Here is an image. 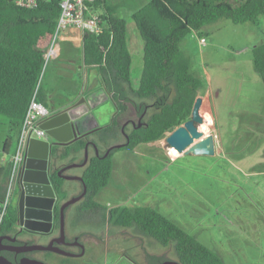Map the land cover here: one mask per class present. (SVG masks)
<instances>
[{"label":"rangeland","instance_id":"1","mask_svg":"<svg viewBox=\"0 0 264 264\" xmlns=\"http://www.w3.org/2000/svg\"><path fill=\"white\" fill-rule=\"evenodd\" d=\"M147 1L110 0L127 21L134 84L143 67V39L132 13ZM205 29L209 32L204 36L206 45L194 33L180 45L192 59V73L207 82L199 91L201 113L206 117L202 130L208 128L202 135H216V154L182 153L172 160L166 141L169 133L134 150H118L110 182L96 200L108 210L116 204L131 209L152 206L217 252L225 264H264V84L254 69L252 54L253 46L264 42V16L257 23L237 24L221 18ZM60 35L42 76L50 106L73 99L84 86L76 64L81 48L63 41V32ZM129 111L136 120L135 112ZM5 131L0 124V165L6 157L2 154ZM117 141L125 142V135L121 133ZM82 169L72 167L69 173L80 175ZM80 188L79 180H68L67 196ZM90 214L95 235L87 237L89 255L67 258L49 251L34 255L51 264H147V253L176 259L173 246L164 247L133 228L108 224L100 212Z\"/></svg>","mask_w":264,"mask_h":264},{"label":"trees","instance_id":"2","mask_svg":"<svg viewBox=\"0 0 264 264\" xmlns=\"http://www.w3.org/2000/svg\"><path fill=\"white\" fill-rule=\"evenodd\" d=\"M60 1L39 0L35 7L28 8L15 0H0V117L7 118L6 122L0 121L7 126L2 141L4 155L14 153L29 102L40 77L45 74V51L54 39ZM93 6L106 26L98 35L84 33L83 63L98 68L117 110L110 124L95 132L98 141L106 143V148L99 155L90 156L82 171L80 192L85 185L86 194L79 206L90 213L100 212L108 224L133 228L164 247L173 246L176 259L182 264H225L217 252L152 206L131 209L127 205H116L108 210L96 197L110 182L116 151L134 150L140 144L162 140L191 118L199 91L207 82L191 71L192 59L180 45L185 36L193 32L208 36L205 27L221 18L235 24L257 23L259 17L264 16V0H236V3L230 0H148L132 13L143 39V67L136 84L132 78L133 56L126 19L118 15L116 5L110 0H95ZM252 54L254 69L264 84V42L253 46ZM38 99L49 106L42 79ZM130 109L137 119L134 125L124 126L122 115ZM121 133L128 135L129 142L105 155L112 145L110 141L118 139ZM87 139L88 136L52 148L51 179L62 198L67 196L66 180L54 167L59 160H77V155L84 152ZM95 143L99 151L102 150L98 142ZM11 171V161L0 165V203L5 200ZM16 220L17 212L7 210L1 226L10 232ZM146 259L148 264H160L169 258L147 253Z\"/></svg>","mask_w":264,"mask_h":264},{"label":"water","instance_id":"3","mask_svg":"<svg viewBox=\"0 0 264 264\" xmlns=\"http://www.w3.org/2000/svg\"><path fill=\"white\" fill-rule=\"evenodd\" d=\"M203 97H198L191 118L178 126L166 136L168 147H175L181 154H210L217 152V140L213 133L204 138L200 125L205 121L201 113ZM116 105L103 85L98 68L94 69L93 78L88 89L78 98H73L70 103L61 106L43 121L46 138H31L25 153L24 161L18 172L17 182L19 188V200L17 217L23 229L37 233L49 232L53 228V218L58 192L51 179L52 148L63 146L75 140L89 136L101 129L112 120V114L116 111ZM135 124L134 121H132ZM127 122L124 123V126ZM123 126V127H124ZM124 131V130H123ZM126 141L111 145L105 155L113 148H119L129 142ZM198 140V141H195ZM91 144L100 154L97 144L88 139L84 148V160L81 164H71L68 167L84 166L89 160ZM68 180H82L81 175H61ZM86 194V186L79 194L66 200L61 206V233L64 235L65 219L64 210L67 206L78 202ZM1 241V238H0ZM17 251H51L60 254H72L71 252L53 244L25 243L15 248ZM0 264H13L4 255L0 254ZM18 264H47L37 258L25 256ZM160 264H182L178 259H165Z\"/></svg>","mask_w":264,"mask_h":264},{"label":"flooded vegetation","instance_id":"4","mask_svg":"<svg viewBox=\"0 0 264 264\" xmlns=\"http://www.w3.org/2000/svg\"><path fill=\"white\" fill-rule=\"evenodd\" d=\"M81 92H79L76 97L81 96ZM74 97V98H76ZM143 118V115L139 117V120ZM135 122V120H133ZM130 124H133L131 122ZM134 125V124H133ZM90 135H93L92 133ZM126 137V136H125ZM94 141V140H92ZM109 148V147H108ZM91 151L93 152L94 146L91 144L90 146ZM104 151V149L100 150L99 152ZM107 151V150H106ZM97 154V153H96ZM91 154L90 156H93ZM89 156V157H90ZM84 160V157H80L77 160L71 161L69 158L65 160H59L57 164L55 165V170L57 171L59 175V171L61 175H74L69 173L72 167H68V165H71L73 163L81 164ZM89 161V160H88ZM84 166H74V167H85ZM82 169V171H83ZM82 174V173H81ZM80 174V175H81ZM79 175V174H78ZM65 179V178H64ZM66 183L68 182V179H65ZM80 181V180H79ZM66 187V184H65ZM78 192L77 194H79ZM75 194V195H77ZM73 195V196H75ZM72 196V197H73ZM71 198V197H70ZM69 197L66 196L65 198H62V196L58 193L57 201L55 204V211H54V218H53V228L49 232L45 233H37L34 231L25 230L22 228L18 221V217L16 222L12 225L13 230L8 232L5 229V226H1L0 223V254L7 257L9 260L13 262V264H18V262L21 260V258L25 256H29L31 258H37L39 260L44 261L47 264H51L46 259L38 258L34 255L36 251H28V252H22L17 251L15 248L18 247L21 244H31V243H40V239H43L44 242L42 244H48L51 241H53L54 245H57L72 254H61L62 256H65L67 258L73 257V258H84L89 255L88 253V245H87V237L91 235H95L93 231L90 229V225L92 223V215L90 212H87L86 209L82 208V206H79L80 201L75 202L69 206H67L64 210V219H65V230L64 235L61 233V206L63 203L68 200ZM18 200H19V188H18V182L17 179L14 182L13 189L11 190L10 197H9V204L6 208L7 210H15L17 212L18 209ZM5 212V213H6ZM7 223L4 221V224ZM98 225H101L100 221L97 220L96 222ZM99 237V236H96ZM51 252V251H49ZM60 254V253H59ZM95 254V253H94ZM130 257L127 258V261L130 263ZM63 264L65 262L63 261ZM148 264V263H147Z\"/></svg>","mask_w":264,"mask_h":264},{"label":"built area","instance_id":"5","mask_svg":"<svg viewBox=\"0 0 264 264\" xmlns=\"http://www.w3.org/2000/svg\"><path fill=\"white\" fill-rule=\"evenodd\" d=\"M18 5L23 7L32 8L35 7L39 0H15ZM95 0H61V12L58 18V23L51 46L46 49V57L50 56L53 52V45L56 37L61 36L63 32L67 34L74 30H79L84 35L85 32H93L95 34H101L105 29L106 22L102 19L99 12L94 8L93 3ZM198 35L197 32H193ZM192 33V34H193ZM199 36V35H198ZM201 45H206L207 41L205 37L199 39ZM42 76L35 88V91L29 102L21 130L17 140V146L14 153L11 155L10 161L12 162V171L8 182V190L5 200L0 203V223L3 219L6 208L9 204V197L11 190L13 189L14 182L17 179L18 172L24 161L25 153L28 147L29 140L31 138H46L45 129L42 128L43 121L50 115L51 110L38 99L39 86ZM216 136V135H215ZM173 160L175 158L171 157Z\"/></svg>","mask_w":264,"mask_h":264},{"label":"crops","instance_id":"6","mask_svg":"<svg viewBox=\"0 0 264 264\" xmlns=\"http://www.w3.org/2000/svg\"><path fill=\"white\" fill-rule=\"evenodd\" d=\"M63 41H68V42H70L71 44H72V46H74V47H76V48H81V54L79 55L80 57H79V61H78V63H76L77 64V68H78V70L80 71V73L81 74H83V76H84V86H83V88L81 89V93H84L85 91H86V89H88V87H89V83H90V81L92 80V78H93V73H94V69L96 68V67H90V66H86L84 63H83V51H82V43H83V34H82V32L81 31H79V30H74V31H70V32H68L67 34H64V35H62V38H61ZM70 62H73V60H70ZM101 78V77H100ZM209 79V78H208ZM102 80V79H101ZM210 84L208 83V86H209ZM47 96V95H46ZM47 100H48V97H47ZM72 101V99H70L69 101H67V102H60V103H58V104H56V103H52V106H48V108L51 110V111H55V110H57V109H59L61 106H63V105H66L67 103H70ZM49 102V101H48ZM117 110V109H116ZM133 110V109H132ZM134 111V110H133ZM116 112V111H115ZM130 111H128V114H126V115H123V117H122V121L125 123V122H127V126L128 125H131L130 123L133 121V120H135L132 116L133 115H131V113H129ZM115 114V113H114ZM114 114H112V117L111 118H113V115ZM130 114V115H129ZM129 115V116H128ZM126 116H128V117H126ZM262 117H264V115H262L261 116V118ZM124 118V119H123ZM112 121V120H111ZM108 124H110V123H108ZM108 124H106V125H108ZM5 127H6V131H5V136H4V138H3V140L5 139V137H6V134H7V126L5 125V124H3ZM105 125V126H106ZM104 126V127H105ZM98 131V130H97ZM96 132V131H95ZM95 132H93L92 134L93 135H89L88 136V139H91V140H94V142H98V145L100 146V149H105L106 148V143H103V142H101V141H98V136H97V134L95 133ZM87 139V140H88ZM2 140V141H3ZM111 143H112V145L113 144H116L118 141H117V139L115 138V139H113V140H111L110 141ZM150 144V143H149ZM218 148H219V146H218V144H217V147H216V149L218 150ZM94 151L92 152L91 151V149L89 150V156L91 155V154H96V149L94 148L93 149ZM84 153V152H83ZM83 153H79L77 156H78V158H80V156L81 157H83L84 156V154ZM11 155H12V153H9V154H5V156L6 157H3V161H2V163H1V165L2 164H5L6 162H8V161H10V159H11ZM116 205H120V204H116ZM115 205V206H116Z\"/></svg>","mask_w":264,"mask_h":264},{"label":"bare ground","instance_id":"7","mask_svg":"<svg viewBox=\"0 0 264 264\" xmlns=\"http://www.w3.org/2000/svg\"><path fill=\"white\" fill-rule=\"evenodd\" d=\"M205 117V116H204ZM206 117H205V121L200 125V130L203 132H205V131H207L208 130V128L207 129H205V130H202V127H205L206 126ZM196 141V140H195ZM198 141V140H197ZM168 153L173 157V158H176V157H178L179 155H181V153L175 148V147H170L169 149H168Z\"/></svg>","mask_w":264,"mask_h":264}]
</instances>
